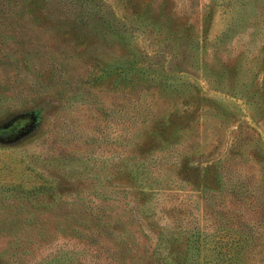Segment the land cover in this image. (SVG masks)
I'll return each mask as SVG.
<instances>
[{
	"label": "rangeland",
	"instance_id": "1",
	"mask_svg": "<svg viewBox=\"0 0 264 264\" xmlns=\"http://www.w3.org/2000/svg\"><path fill=\"white\" fill-rule=\"evenodd\" d=\"M196 231L264 264V0H0V264Z\"/></svg>",
	"mask_w": 264,
	"mask_h": 264
},
{
	"label": "trees",
	"instance_id": "2",
	"mask_svg": "<svg viewBox=\"0 0 264 264\" xmlns=\"http://www.w3.org/2000/svg\"><path fill=\"white\" fill-rule=\"evenodd\" d=\"M155 234H156V241L160 240L159 243L161 244V240H162L165 247L169 248L168 244L170 243L169 241L170 239L164 237L162 232H156L154 233V235ZM211 240H214L216 244L214 243L213 245H209L208 241ZM218 241H221L219 237H216L214 239L209 237L205 238V235L199 231L191 232L190 234L186 235L185 239L183 240V244L185 245V247L183 248V250L181 249V253H182L181 264H201L204 261V258L213 259L214 260L213 263L222 262L223 259H225L226 257V253H228L229 250L231 249V248H227L231 246V244L226 246L225 243ZM159 243H157L155 248L162 249L163 247H161ZM162 264H169V262H163Z\"/></svg>",
	"mask_w": 264,
	"mask_h": 264
}]
</instances>
